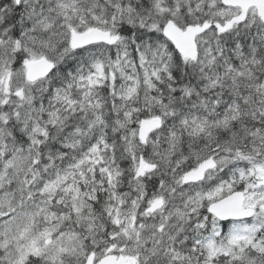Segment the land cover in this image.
I'll list each match as a JSON object with an SVG mask.
<instances>
[{
  "label": "snow or ice",
  "instance_id": "snow-or-ice-1",
  "mask_svg": "<svg viewBox=\"0 0 264 264\" xmlns=\"http://www.w3.org/2000/svg\"><path fill=\"white\" fill-rule=\"evenodd\" d=\"M0 264H264V0H0Z\"/></svg>",
  "mask_w": 264,
  "mask_h": 264
}]
</instances>
